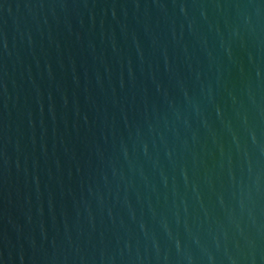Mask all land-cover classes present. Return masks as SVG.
Segmentation results:
<instances>
[{
	"label": "water",
	"instance_id": "water-1",
	"mask_svg": "<svg viewBox=\"0 0 264 264\" xmlns=\"http://www.w3.org/2000/svg\"><path fill=\"white\" fill-rule=\"evenodd\" d=\"M0 264H264V0H0Z\"/></svg>",
	"mask_w": 264,
	"mask_h": 264
}]
</instances>
